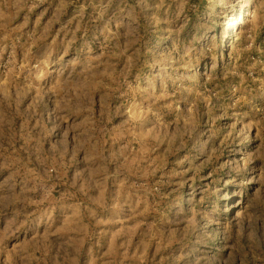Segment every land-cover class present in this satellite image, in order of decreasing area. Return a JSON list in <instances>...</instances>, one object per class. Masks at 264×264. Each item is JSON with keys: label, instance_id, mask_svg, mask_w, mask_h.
Instances as JSON below:
<instances>
[{"label": "rangeland", "instance_id": "374dc122", "mask_svg": "<svg viewBox=\"0 0 264 264\" xmlns=\"http://www.w3.org/2000/svg\"><path fill=\"white\" fill-rule=\"evenodd\" d=\"M0 264H264V0H0Z\"/></svg>", "mask_w": 264, "mask_h": 264}, {"label": "bare ground", "instance_id": "6f19581e", "mask_svg": "<svg viewBox=\"0 0 264 264\" xmlns=\"http://www.w3.org/2000/svg\"><path fill=\"white\" fill-rule=\"evenodd\" d=\"M231 24L233 25L234 24V20L232 19V21H231Z\"/></svg>", "mask_w": 264, "mask_h": 264}]
</instances>
